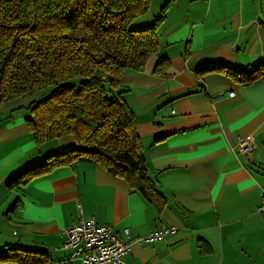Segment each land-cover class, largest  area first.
<instances>
[{
  "label": "crops",
  "instance_id": "obj_1",
  "mask_svg": "<svg viewBox=\"0 0 264 264\" xmlns=\"http://www.w3.org/2000/svg\"><path fill=\"white\" fill-rule=\"evenodd\" d=\"M162 16L158 52L119 89L135 116L156 202L88 162L9 187L49 156L78 147L71 136L38 146L27 125L36 98H17L0 105V251L84 264L62 232L95 217L123 241L127 231L178 230L133 244L126 264H264V79L244 86L234 78L264 64V0H152L133 27ZM240 137L253 139L250 153L239 152Z\"/></svg>",
  "mask_w": 264,
  "mask_h": 264
},
{
  "label": "trees",
  "instance_id": "obj_2",
  "mask_svg": "<svg viewBox=\"0 0 264 264\" xmlns=\"http://www.w3.org/2000/svg\"><path fill=\"white\" fill-rule=\"evenodd\" d=\"M151 6L152 0H0V105L35 97L27 125L37 145L67 136L78 145L49 156L9 187L88 162L156 202L135 116L119 90L126 74L142 73L159 50L156 29L164 16L156 25L132 28ZM234 78L256 84L264 79V64ZM44 256L8 247L0 263L44 264Z\"/></svg>",
  "mask_w": 264,
  "mask_h": 264
},
{
  "label": "built area",
  "instance_id": "obj_3",
  "mask_svg": "<svg viewBox=\"0 0 264 264\" xmlns=\"http://www.w3.org/2000/svg\"><path fill=\"white\" fill-rule=\"evenodd\" d=\"M234 96V93L230 94ZM253 149V139L239 138L238 150L248 154ZM259 212H264V196ZM174 227H163L145 237H132L123 241L111 226L102 225L95 217L82 219L78 224L63 230L65 247L74 251L73 258H79L84 264H126L133 244L148 245L177 234Z\"/></svg>",
  "mask_w": 264,
  "mask_h": 264
},
{
  "label": "rangeland",
  "instance_id": "obj_4",
  "mask_svg": "<svg viewBox=\"0 0 264 264\" xmlns=\"http://www.w3.org/2000/svg\"><path fill=\"white\" fill-rule=\"evenodd\" d=\"M132 28H134V27H133V24H132Z\"/></svg>",
  "mask_w": 264,
  "mask_h": 264
}]
</instances>
